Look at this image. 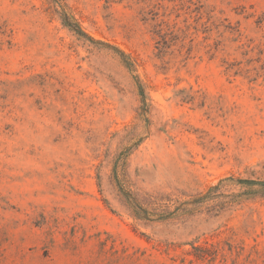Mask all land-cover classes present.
Here are the masks:
<instances>
[{"label":"rangeland","instance_id":"1","mask_svg":"<svg viewBox=\"0 0 264 264\" xmlns=\"http://www.w3.org/2000/svg\"><path fill=\"white\" fill-rule=\"evenodd\" d=\"M259 182L264 0H0V264H264Z\"/></svg>","mask_w":264,"mask_h":264},{"label":"trees","instance_id":"2","mask_svg":"<svg viewBox=\"0 0 264 264\" xmlns=\"http://www.w3.org/2000/svg\"><path fill=\"white\" fill-rule=\"evenodd\" d=\"M64 22L65 25L71 29L72 31L76 32L77 34H80L78 27L75 26L71 22L69 18L64 16ZM123 161V158H121L116 166H115V181L117 183V186L119 187V191L124 199V202L126 203V206L132 211V213L139 219V220H145V221H151L154 218H158L160 220H165L169 217H172L174 213L168 212V207H162L159 200L156 197L151 196L150 197V202H148L147 208L139 201V197L137 193L133 192L128 188V185L125 181V179H120V174H119V168L120 164ZM244 184H248V182H243ZM155 207L154 210H149L148 208ZM164 208V210H162ZM158 209H161L160 213H157Z\"/></svg>","mask_w":264,"mask_h":264},{"label":"water","instance_id":"3","mask_svg":"<svg viewBox=\"0 0 264 264\" xmlns=\"http://www.w3.org/2000/svg\"><path fill=\"white\" fill-rule=\"evenodd\" d=\"M259 185H262V186H264V183H263V182H259Z\"/></svg>","mask_w":264,"mask_h":264}]
</instances>
